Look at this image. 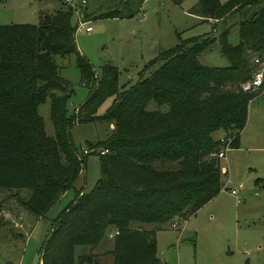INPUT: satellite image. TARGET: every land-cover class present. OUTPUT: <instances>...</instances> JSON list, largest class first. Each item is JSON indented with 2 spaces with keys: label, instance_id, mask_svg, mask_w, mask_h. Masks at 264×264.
Returning a JSON list of instances; mask_svg holds the SVG:
<instances>
[{
  "label": "trees",
  "instance_id": "16d2710c",
  "mask_svg": "<svg viewBox=\"0 0 264 264\" xmlns=\"http://www.w3.org/2000/svg\"><path fill=\"white\" fill-rule=\"evenodd\" d=\"M58 1V9L43 14L38 24H0V189L19 209L44 216L74 187L89 153L82 155L73 143L72 125L113 121L114 133L90 147L99 150L100 177L91 190H77L51 221L39 262L163 264L156 230L174 218L185 220L219 193L226 170L212 153L219 150L223 136H233L230 149L239 147L249 102L262 92L245 91L242 85L254 70L251 56H264V1L196 0L190 13L213 24L222 21V30L217 36L179 39L150 62H161L155 70L122 91L114 66L105 64L98 76L80 54L74 8ZM144 2L119 0L93 16L130 18ZM82 12L88 18L87 11ZM237 13L238 42L233 45L225 23ZM216 40L229 66L199 61L200 52ZM72 53L83 82L92 89L69 115L73 88L60 76L56 58ZM48 96L53 135H47L39 113ZM110 96L113 101L106 113L94 115ZM217 131L221 135L214 138ZM109 228L117 231L111 248L94 252Z\"/></svg>",
  "mask_w": 264,
  "mask_h": 264
},
{
  "label": "rangeland",
  "instance_id": "374dc122",
  "mask_svg": "<svg viewBox=\"0 0 264 264\" xmlns=\"http://www.w3.org/2000/svg\"><path fill=\"white\" fill-rule=\"evenodd\" d=\"M225 2L227 0H220ZM78 7L81 0H71ZM119 0H86V10L91 31L77 26L78 15L72 22L76 26L75 41L80 54L100 76L105 64L117 70L119 91L135 85L139 78L155 70L161 62H150L160 51L178 44L179 39H191L222 30L224 24L191 14L196 0L181 4L171 0H145L141 11L130 18H97ZM70 6L71 4L67 2ZM58 0H5L0 5V24H38L43 14L59 7ZM73 7V6H72ZM80 10V8H79ZM245 10V9H244ZM75 11V10H74ZM240 15L230 16L225 23L229 28L228 40L238 42L237 22ZM215 29V30H214ZM257 54H253L254 59ZM60 76L72 86L67 101V113L73 115L87 99L92 86L83 82L76 63V54L57 57ZM203 65L226 67L230 62L221 53L216 40L198 55ZM113 97L102 101L94 115L102 116L111 106ZM48 96L39 106L47 135H53ZM153 102L149 107H153ZM115 131L113 121L94 120L75 122L70 130L73 143L83 150V166L74 187L67 190L42 217L19 209L14 200H6L7 193L0 189V264H39V250L51 221L71 201L76 191H89L100 177V156L90 149L98 141L107 139ZM214 138L221 135L214 132ZM239 147L231 148L221 166L226 170L219 193L185 220H178L179 229L172 222L156 230L158 257L163 264H264V92L257 93L248 105L247 120L240 132ZM259 179V180H258ZM234 191V192H232ZM11 212L13 219H5ZM114 228L106 232V239L94 252L103 253L111 248ZM105 260V258H104Z\"/></svg>",
  "mask_w": 264,
  "mask_h": 264
},
{
  "label": "built area",
  "instance_id": "2783aa9c",
  "mask_svg": "<svg viewBox=\"0 0 264 264\" xmlns=\"http://www.w3.org/2000/svg\"><path fill=\"white\" fill-rule=\"evenodd\" d=\"M65 1L69 2L71 4V6H73V8L75 10L74 12L78 15V18H77V24L78 25L77 26L83 27L86 32L91 31L92 28L90 25H88L89 20H83L82 7L85 4V0H81V4L78 7L74 6V4H72L71 0H65ZM79 8H80V10H79ZM209 20H211V19H209ZM211 21H213V20H211ZM253 65H254V70L252 72L251 78L242 85V88L245 91H254L257 89H262L264 86V56H256L253 59ZM232 140H233V136L221 137L219 150L212 153V155L216 156L220 160L222 158H225L227 151L230 149L229 146H230V143ZM232 192H234V191H232ZM4 218L7 220L13 219V218H15V215L8 211V212L4 213ZM172 227L175 229H179L178 220H173ZM116 233H117V231H114L113 234H110V237H113ZM9 264H13V263H9Z\"/></svg>",
  "mask_w": 264,
  "mask_h": 264
},
{
  "label": "crops",
  "instance_id": "0c3cea01",
  "mask_svg": "<svg viewBox=\"0 0 264 264\" xmlns=\"http://www.w3.org/2000/svg\"><path fill=\"white\" fill-rule=\"evenodd\" d=\"M262 92H264V86H263V88H262ZM262 92H261V93H262ZM239 143H240V137H239ZM232 149H233V148H232ZM229 151H230V149L227 151V154H228ZM227 154H226V155H227ZM65 193H66V192H65ZM65 193H64V194H65ZM64 194H63V195H64ZM63 195H62V196H63ZM62 196H61V197H62ZM39 264H40V262H39Z\"/></svg>",
  "mask_w": 264,
  "mask_h": 264
}]
</instances>
